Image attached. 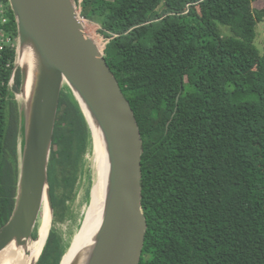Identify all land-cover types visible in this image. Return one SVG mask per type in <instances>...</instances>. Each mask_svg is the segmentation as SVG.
Returning a JSON list of instances; mask_svg holds the SVG:
<instances>
[{
  "label": "trees",
  "instance_id": "1",
  "mask_svg": "<svg viewBox=\"0 0 264 264\" xmlns=\"http://www.w3.org/2000/svg\"><path fill=\"white\" fill-rule=\"evenodd\" d=\"M254 1L81 0L82 16L111 39L104 55L141 129L140 264H264V54L255 45L264 9ZM0 10L1 228L16 206L22 127L11 85L21 84L18 25L9 0ZM89 127L65 86L49 165L56 222L72 216ZM66 249L52 228L37 264H61Z\"/></svg>",
  "mask_w": 264,
  "mask_h": 264
},
{
  "label": "water",
  "instance_id": "2",
  "mask_svg": "<svg viewBox=\"0 0 264 264\" xmlns=\"http://www.w3.org/2000/svg\"><path fill=\"white\" fill-rule=\"evenodd\" d=\"M9 2L18 25L19 47L32 44L37 59L31 96L20 110L23 144L18 196L11 218L0 228V252L13 241L25 245L34 239L46 184L54 211L49 165L66 85L79 101L90 129L84 105L103 131L111 162L104 222L87 264H140L148 230L142 206L144 143L130 101L88 33L76 0ZM20 72L21 86L15 79L11 82L16 96L25 92L29 78L25 67Z\"/></svg>",
  "mask_w": 264,
  "mask_h": 264
},
{
  "label": "bare ground",
  "instance_id": "3",
  "mask_svg": "<svg viewBox=\"0 0 264 264\" xmlns=\"http://www.w3.org/2000/svg\"><path fill=\"white\" fill-rule=\"evenodd\" d=\"M36 59L37 58L35 57L34 47L32 44H26L24 47H19L17 65L20 67H25L29 71V78L27 86L25 87V92L19 94L18 96L20 99H23L25 103L30 99L31 96ZM84 107L91 123L90 125L93 137L92 161L95 168V183L91 191V202L85 212L82 225L75 234L68 251L65 253L62 264H87L104 222L106 198L109 187L111 162L107 151L104 133L90 115L86 105H84ZM48 190L49 185L46 184L42 206L43 204L46 206V221L50 223L51 211ZM43 226L40 230L39 239L44 236V232L42 231ZM45 226L47 228V224H45ZM42 241L44 242V238ZM26 244L20 245L16 241H13L0 252V264H21L20 258L17 257L20 256V254L24 255Z\"/></svg>",
  "mask_w": 264,
  "mask_h": 264
},
{
  "label": "rangeland",
  "instance_id": "4",
  "mask_svg": "<svg viewBox=\"0 0 264 264\" xmlns=\"http://www.w3.org/2000/svg\"><path fill=\"white\" fill-rule=\"evenodd\" d=\"M77 1V0H76ZM81 0L77 1V4L80 5ZM253 7L257 10L264 9V0H255L253 2ZM86 29L90 36L96 41L100 51L104 54L105 48L110 42L111 39L106 38L100 31H101V26L89 21L85 22ZM221 31L225 35H230V29L228 27H224L220 25ZM256 47L259 49L261 54H264V21L259 23L257 26V38L255 41ZM19 47V40L17 42V48ZM18 63V57L17 61ZM18 70L21 69L20 66H17ZM15 82H13L14 84ZM21 86V85H20ZM66 86V85H65ZM19 94L17 95V100L20 103V110L22 106H24V100L20 99ZM21 136H20V145H22V134H23V122H21ZM90 128V127H89ZM91 130V129H90ZM93 158V137H92V131H91V140L88 145L87 153L85 154V160H84V170H83V176L81 177L80 180V187H79V194L77 198L73 201L70 202V209H71V218H69L66 222L60 223L56 222L55 217H54V211H51V222L46 221V213H45V208L46 206L43 204L42 206V211L41 215L38 221V226H37V234L39 237L41 227L43 226L42 231L44 232V236H42L37 245L36 253L34 254L31 262L29 264H35L37 259L39 258L40 254L42 253V250L46 244L47 238L49 236V233L51 232L52 228H55L58 231H61L64 235L65 241L67 242V249L66 252L68 251L69 247L72 244L73 238L75 234L78 232L80 229L82 222L84 220L85 212L87 210L88 205L91 202V191L92 187L95 183V168L94 164L92 161ZM46 222V223H45ZM47 224V228L45 226ZM75 226V227H74ZM44 238V242L42 239ZM34 240V239H33ZM22 257L23 255L20 254L17 258H20L21 264H22ZM15 258V259H17Z\"/></svg>",
  "mask_w": 264,
  "mask_h": 264
},
{
  "label": "built area",
  "instance_id": "5",
  "mask_svg": "<svg viewBox=\"0 0 264 264\" xmlns=\"http://www.w3.org/2000/svg\"><path fill=\"white\" fill-rule=\"evenodd\" d=\"M0 13H3V10H0ZM4 21H6V20H4ZM8 41H10V39H8Z\"/></svg>",
  "mask_w": 264,
  "mask_h": 264
}]
</instances>
